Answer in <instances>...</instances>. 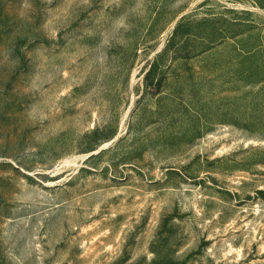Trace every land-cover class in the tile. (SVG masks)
Here are the masks:
<instances>
[{"label":"rangeland","instance_id":"obj_1","mask_svg":"<svg viewBox=\"0 0 264 264\" xmlns=\"http://www.w3.org/2000/svg\"><path fill=\"white\" fill-rule=\"evenodd\" d=\"M0 264H264V0H0Z\"/></svg>","mask_w":264,"mask_h":264},{"label":"trees","instance_id":"obj_2","mask_svg":"<svg viewBox=\"0 0 264 264\" xmlns=\"http://www.w3.org/2000/svg\"><path fill=\"white\" fill-rule=\"evenodd\" d=\"M150 84H152V83H150ZM153 86L156 87V83H153Z\"/></svg>","mask_w":264,"mask_h":264}]
</instances>
